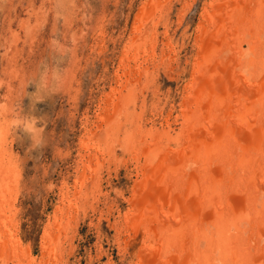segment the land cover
I'll list each match as a JSON object with an SVG mask.
<instances>
[{
  "label": "rangeland",
  "instance_id": "rangeland-1",
  "mask_svg": "<svg viewBox=\"0 0 264 264\" xmlns=\"http://www.w3.org/2000/svg\"><path fill=\"white\" fill-rule=\"evenodd\" d=\"M253 1L0 0V119L22 123L31 116L45 136L40 159L15 169L7 163L22 160L29 137L19 124L24 144L19 143L8 124L0 122L3 130L7 127H0L1 138L7 139L0 151L8 153L3 160L0 156V165L5 162L4 170L12 173L11 178L0 173L12 189L9 199L5 195L0 202V235H9L0 237V264H31V258L36 261L32 264L140 263L153 217L160 214L156 208H176L167 202L175 175L164 169L165 151L172 146L167 158L173 169L199 177L193 172L201 153L195 151L196 159L189 155L188 142L202 122L193 113L194 104L189 110L186 103L198 98L204 103L195 109L206 115L202 121L220 128V123H237L235 105L245 103L247 93H260L256 88L264 82V49L258 47L259 56L251 54L249 27L233 31L226 24L231 11L247 21L253 18L251 11L259 6ZM226 78L233 86L220 83ZM249 83L256 87L245 93ZM214 103L219 109L210 106ZM167 130L169 143L162 139ZM150 141H163V150L148 153ZM192 179L183 184V192L198 190L200 182L191 185ZM179 204V214L193 219L194 213ZM6 216L10 224H4Z\"/></svg>",
  "mask_w": 264,
  "mask_h": 264
},
{
  "label": "bare ground",
  "instance_id": "bare-ground-1",
  "mask_svg": "<svg viewBox=\"0 0 264 264\" xmlns=\"http://www.w3.org/2000/svg\"><path fill=\"white\" fill-rule=\"evenodd\" d=\"M245 1L247 2L248 0H245ZM250 1L252 3L253 0H250ZM246 2H244V3H246ZM256 4H259V6H256L251 11V13H254V16H253V14L251 15L253 18H249L247 21L246 19H244L245 16L244 17L234 16L235 14L233 13V11H231L230 14L232 13V15H230L228 17L229 19L231 18V20H229L228 23L226 22V24H229V26H232L233 31L237 30L238 26L244 27L245 31L249 27V34H248L249 40H247V43L249 44L251 54H253V55H258L259 52L261 51L260 49H258V47L261 46V49H264V41L261 40V38L264 37V12H263L264 9H263V11H261L262 8L264 7L263 6L264 2H262L261 0H256ZM223 7H225V6L223 5ZM215 14H217V13H215ZM231 21H232V23L230 24ZM240 30H242V29H240ZM206 32H208V31H206ZM242 32H243V30H242ZM225 34L228 35L227 33H225ZM221 37L224 38V36H221ZM218 39H219V37H218ZM223 40H225V38L222 39V41ZM235 40L238 41V39H235ZM238 42H240V41H238ZM223 44H224V42H223ZM223 44H222V46H223ZM230 44H232V43H230ZM241 48H238L237 51L239 54L242 55L243 53L241 52L242 51ZM229 51H230V49H229ZM210 57H211L210 59H212L213 56L210 55ZM228 57H229V55H228ZM233 57H234L235 61L238 59L236 56H233ZM261 57H262V55H261ZM261 57L259 58L258 61H260ZM210 59H208V60H210ZM208 60H206L205 62H208ZM214 60H215V56H214ZM200 61H198V62H200ZM203 62H204V60H203ZM210 62H211V60H210ZM232 62H234V61H232ZM253 62H255V60H253ZM245 63H246V61H245ZM198 65H199V63H198ZM232 65H233V63H232ZM244 66H248V64H245ZM245 70H246V68H245ZM201 73H199V75ZM246 73H249V72H246ZM259 73H261V72H258V74ZM262 73H264V72H262ZM253 74L256 75V73H253ZM214 75H217V74H214ZM259 75L257 77H262ZM55 76H57V75H55ZM196 76H198V75H196ZM243 77H244V75H243ZM219 78H222V77L220 76ZM216 79H217V77H216ZM226 79H224V82H220V83H224L223 84L224 86L228 85L227 87H229V85L233 86V84H232L233 82H231L232 79L230 78L229 79L230 81L228 79L227 80ZM236 81L239 82V79L238 80L236 79ZM258 81H259V79H258ZM261 81H262V79H261ZM261 81H259V82H261ZM58 86L59 85H57V87ZM189 87H190V85H189ZM245 87L247 88L245 93H247L248 87L250 90V88L256 87V85L249 83ZM257 87L258 88H256V90L260 91L259 94L257 92V95H256L255 93H252L253 91H250L251 93L249 95H248V93L246 94L247 99H246L245 103H243L241 105H238V104L235 105V109L238 110V115H237L238 120H237V123H235L236 126L234 123L231 124L232 121L226 122V125L220 123L221 124L220 128H218L217 125L216 126H214V125L210 126L211 125L210 124L208 126V123L205 124L206 118L204 121H202L203 118L206 116L204 114V112L200 113L199 111L195 110L196 107L199 106V103H201L202 101L199 102V100L197 98L194 101L190 100L191 102L189 101L188 103H186V108L189 110L191 109V108H189V106H191V104L192 105L194 104V108H195L193 110L194 115H197V114L203 115L202 117L198 115V117H197L198 121H201L202 123L197 126L198 128L200 127L199 130L197 129L192 134V137L188 142V145L191 148L190 149L188 147L190 149L188 152L189 155L195 156L194 158L196 159L197 157H196L195 151H198L197 156L200 155L199 153H201L200 158L199 157L197 158L198 166L195 167V170L193 172L194 175L197 174L199 177L197 178V177H193L191 174L189 175V173L186 172V170H184L183 167L182 168L184 171H177V169H173L171 162H169V159L167 158V156L170 158L172 157V153L170 152V149L172 146L169 147L170 149L168 148L169 149L168 152L165 151V155H166L165 160L167 161V164H165L164 169L168 172L167 174H169L171 176L175 175V177L173 176V178H172L173 180L170 182V184L171 183L172 184L169 185V186H171V188L169 187L168 191H169V193H172V194L169 197L170 199H168L167 202L169 204H172V203L175 204L176 208L174 209V206L172 208L175 212L169 211L165 207L166 205H161L159 208H156L155 211L159 212L160 214H157L156 218L153 217L155 224L153 226H151V228H154V229L153 230L151 229L152 230V232H150L151 234L148 233L149 234L148 240L146 239L145 244H143L142 245L143 247L140 249V252L138 255L140 258L139 264H264V82L260 86H258V84H257ZM234 88L237 89L236 87H234ZM235 89H234V93L236 92ZM129 90H131V89H129ZM238 90L240 91L241 88ZM232 91L233 90H231L230 92H232ZM132 92H133V90H132ZM51 93H49V94H51ZM194 93H195V90H194ZM219 93H221V92H218V94ZM118 94H121V93H118ZM206 94H207V92H206ZM126 95L124 94V96H126ZM211 96L212 95H210V97ZM213 96H212V98H214ZM193 97L195 98V95ZM128 98H130V97H128ZM204 99H206V98H204ZM33 100H36V99L34 98ZM36 101H38V100H36ZM215 102H216V100H215ZM225 103H226V101H225ZM118 104H121V103H118ZM215 104L216 103H214L213 105H210V106L213 107ZM1 105L2 104L0 103V108H1ZM113 105L114 104H112V106ZM30 106H31L32 111H36L35 101H32ZM219 107H220L219 104H217L214 106V109L217 110V109H219ZM187 109L184 111H188ZM199 110H201V109L199 108ZM195 111L197 112V114H195ZM129 112L130 111H128V113ZM212 112H214V111H212ZM1 114H2V111H1ZM186 115H187V113H186ZM186 115H184V116H186ZM216 116H219V115H216ZM221 116H222V114H221ZM230 116H232V115H230ZM222 117H225V116H222ZM112 120H113V118H112ZM35 121L33 118H31V116L29 119L24 120L22 123H20L21 121L18 120L17 118L14 120H11L9 123L7 120L4 121V120L0 119L1 123H3V124L5 123V125L8 124V127H9L8 129H12V131H13L12 135H13L14 139L20 140L19 133L17 132L18 128H19V124L22 125V129H23L24 133H26V135L29 137V141H28L29 147H28V150L24 153L22 160L18 158L17 161L15 160L16 161V162H14L15 164H13V161L10 159L12 162L9 161L7 163V164L12 163V165L15 167V169H18V167L23 166V165L25 166V164L28 160H31L35 163L40 159V155L42 154L41 153L42 147H43L44 141H45V138H44L45 136H44L43 128L39 127L35 123ZM224 121L225 120H222V122H224ZM230 125H231V127H230ZM182 126H184V125H182ZM5 127H4V130L1 127L3 131H5ZM191 128H193V127H191ZM180 129H182V127ZM137 130H138V128H137ZM182 130H184V129H182ZM159 131H161V130H159ZM4 133H6V132H4ZM6 135L8 136V134H6ZM140 135H139V137H140ZM186 135H188V133ZM168 137H169V130L164 132V135L162 137V139L164 138V142L168 141V143H169L170 140ZM127 138H128V136H127ZM5 140H7L5 138V135H4V138H1V135H0V144L1 145L4 143ZM129 140H131L130 137L126 141H129ZM132 141L134 142L135 140H132ZM162 142H161V144H162ZM176 142H178V141H176ZM19 143H23V142L21 141ZM149 143H151V146H150L151 148L149 151L147 150L148 153H151V152L154 153V152H159V150H161V151L163 150V148L160 147L161 144L159 142H158V144L154 141L153 142L150 141ZM128 144L130 145V143H128ZM183 147H185V146H183ZM159 148H161V149H159ZM180 149H181V147L179 148V150ZM7 150H8V148H7ZM199 150H200V152H199ZM175 151L173 152V154L175 153ZM9 152H11V151H9ZM11 153H13V152H11ZM2 154H3V156H1ZM5 154H8V153H5L2 149L0 151L1 160L4 159ZM150 156H151V154L149 155V157ZM177 158L179 159L180 157L178 156ZM6 161H7V159H6ZM162 162H163V159H162ZM2 164L0 165V173L3 176L4 173H6L7 171L4 170L5 169V167H4L5 162ZM159 164H158V166H159V168H161L162 167L161 161ZM179 164H182V163H179ZM1 166H3L4 168H2ZM6 166H8V165H6ZM142 167H144V166H142ZM149 168H151V167H149ZM149 168H147V170ZM3 171H4V173H2ZM163 171L162 172L160 171L159 173H163ZM144 172L146 173V171H144ZM7 173H9L10 178H11L12 173H10V172H7ZM155 175H157L156 172H154V176ZM4 177H6V176H4ZM161 178H163V176ZM164 179H165V177H164ZM188 179H192L191 185L194 184L193 182H200L198 190H196L190 194L183 192V189H182L183 184L187 183ZM9 180H11V179H9ZM6 181H4V180L2 181V178L0 179V202L1 203H2V200L3 201L5 200L1 197H4L6 195V198L9 199V197L11 196L10 194L12 192V189H10V187H9L10 182L6 183ZM180 181H182V182H180ZM162 183H163V181H162ZM6 185L8 186L7 188H6ZM163 185L162 186L160 185V186L165 188V186H163ZM155 187H157L156 184H155ZM175 187H176V189H175ZM4 188H5V190H4ZM154 188L151 187V189H152L151 192H153V193H155V191H156ZM194 189H196V188H194ZM145 191H143V194ZM158 191L160 192V190H158ZM175 192H178L179 194L173 195ZM8 193H10V194H8ZM190 195H192V196H190ZM179 201H181L182 205L184 204L183 206L185 207L186 210L192 211L194 213L193 219L190 217L184 218V215L179 214V212H180L179 210L181 209V208H179L181 205V204H179ZM138 206H137V208H138ZM140 206H141V204H140ZM148 207H149V205H148ZM185 209L181 210V212L182 211L184 213L188 212ZM140 217H143V216H140ZM140 217H139L140 220L145 219V218H140ZM7 219L9 220V216L8 217L6 216V219H4L5 220V221H3L4 224H5V222L9 223L10 220L8 221ZM142 223H144V222L143 221L141 222V226L143 225ZM6 227L10 228V226H8V225ZM144 229H146V228L144 227ZM3 230L6 231V230H8V228L3 229ZM2 233H1V235L4 236L5 238L9 237V235L5 234L4 232H2ZM138 234H139V232L137 234H135L134 237L135 238H136V236L138 237L139 236ZM145 234H146V232H145ZM1 235H0V237H1ZM10 235L13 236V233ZM4 237H2V238H4ZM134 237H133V239H134ZM12 238L14 239V237H12ZM130 238H132V237H130ZM16 239H17V241H16V244H17L19 240H18V238H16ZM133 239H131V241ZM148 241H149V245H148ZM0 243H2V240L0 241ZM29 261L31 262V264L36 262L32 258Z\"/></svg>",
  "mask_w": 264,
  "mask_h": 264
}]
</instances>
